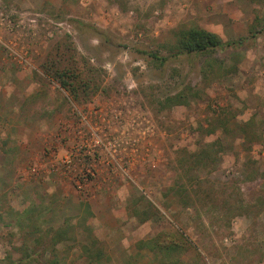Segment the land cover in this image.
I'll use <instances>...</instances> for the list:
<instances>
[{"label":"rangeland","instance_id":"374dc122","mask_svg":"<svg viewBox=\"0 0 264 264\" xmlns=\"http://www.w3.org/2000/svg\"><path fill=\"white\" fill-rule=\"evenodd\" d=\"M192 26L245 40L169 57ZM10 132L25 146L0 153L1 264H161L156 238H184L181 264H264V0H0Z\"/></svg>","mask_w":264,"mask_h":264},{"label":"trees","instance_id":"16d2710c","mask_svg":"<svg viewBox=\"0 0 264 264\" xmlns=\"http://www.w3.org/2000/svg\"><path fill=\"white\" fill-rule=\"evenodd\" d=\"M75 26L81 30L85 24L79 20H73ZM94 33H99L100 31L94 27L89 26ZM174 41L170 46L164 45L167 48L169 57H178L180 55H190V54H207L214 52L217 49H223L224 47H236L240 45L245 38H239L238 40H232L224 42L221 38L213 32L207 31L203 28L192 26L188 28H179L172 31ZM148 55L151 56L154 60H157L159 63L164 64L169 57L159 56L158 52H148ZM44 73L54 79L58 85L67 90L71 95H76V88L80 84L83 86L85 91L84 95L88 97V90L90 86L86 81L77 80L78 75L71 71V67L67 68H58L55 69L54 64L50 68L43 66ZM209 67L212 68L211 65ZM77 80V81H76ZM77 83V84H75ZM190 91V88H189ZM194 95H197L196 93ZM171 104H182L187 103L186 97L182 94H177L167 98ZM207 133H211L213 128L206 130ZM221 150V149H220ZM219 150V151H220ZM221 152V151H220ZM199 161H204L212 159L208 150H203L199 153ZM181 238H183L181 236ZM145 246L150 248L152 251H157L161 254L159 261L161 264H181L178 254L183 253L186 250L184 238L180 241L171 240L168 242L159 241L156 239L146 240L144 243ZM156 252V253H157ZM175 255V256H173ZM99 257V254L96 255V258Z\"/></svg>","mask_w":264,"mask_h":264},{"label":"crops","instance_id":"0c3cea01","mask_svg":"<svg viewBox=\"0 0 264 264\" xmlns=\"http://www.w3.org/2000/svg\"><path fill=\"white\" fill-rule=\"evenodd\" d=\"M10 134L11 135H9L8 133L6 134V136H2V134H0V138H4L5 137V142H4V144H5V147L3 148V149H0V153L1 154H3L4 155V157L5 158H3V160L5 161V162H7V161H9L10 162V158H9V155L8 154H12V153H15V152H19V151H21L22 149H23V147L25 146V144H21V142H20V140L15 136V134L13 135L11 132H10ZM13 151V152H12ZM2 171H4V174L7 176V172H6V170H10V168H8L7 166H2V169H1ZM32 209H34L33 208V206L32 205H28V207H25V210H24V212H23V210H21L20 212H21V214H22V217H21V219L20 220H24V219H27L28 217H31L32 216V214H33V210ZM12 211L11 210H7V212H2L1 211V209H0V214H2V215H4V219H5V217H7L10 213H11ZM42 214H38L37 215V218H38V216H41ZM44 215H46V213L44 214ZM45 218H46V216H45ZM38 220H40L41 221V223H43V224H46L48 221L46 220V222L45 221H43L41 218H38ZM0 223H2L3 224V222H1V220H0ZM8 223V222H7ZM2 224H0V226L2 225ZM48 224V223H47ZM47 227V226H46ZM10 231V230H9ZM2 244H0V246H1ZM13 245H20L17 241H14L13 242ZM19 247V246H18ZM7 248H13V250H15L16 248H14L13 246H11V245H7ZM14 254H16V253H14ZM3 261V259H0V264H1V262ZM18 261L16 260V262H14V264H18L17 263ZM5 264V263H4Z\"/></svg>","mask_w":264,"mask_h":264}]
</instances>
